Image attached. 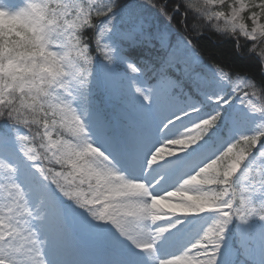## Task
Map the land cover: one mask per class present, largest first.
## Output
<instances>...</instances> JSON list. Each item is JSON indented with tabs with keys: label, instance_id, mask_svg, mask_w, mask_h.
Wrapping results in <instances>:
<instances>
[{
	"label": "clouds",
	"instance_id": "9594fccd",
	"mask_svg": "<svg viewBox=\"0 0 264 264\" xmlns=\"http://www.w3.org/2000/svg\"><path fill=\"white\" fill-rule=\"evenodd\" d=\"M0 264H264V0H0Z\"/></svg>",
	"mask_w": 264,
	"mask_h": 264
},
{
	"label": "trees",
	"instance_id": "16d2710c",
	"mask_svg": "<svg viewBox=\"0 0 264 264\" xmlns=\"http://www.w3.org/2000/svg\"><path fill=\"white\" fill-rule=\"evenodd\" d=\"M203 46L211 53L212 58L219 59L224 63H238V66L247 68L249 71H255L252 64H240L236 58L232 56L229 45H212L208 41H202Z\"/></svg>",
	"mask_w": 264,
	"mask_h": 264
}]
</instances>
